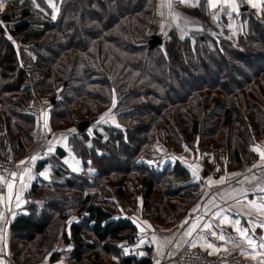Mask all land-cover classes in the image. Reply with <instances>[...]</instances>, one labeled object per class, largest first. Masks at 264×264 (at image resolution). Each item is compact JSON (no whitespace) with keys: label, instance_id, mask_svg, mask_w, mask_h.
I'll return each instance as SVG.
<instances>
[{"label":"trees","instance_id":"1","mask_svg":"<svg viewBox=\"0 0 264 264\" xmlns=\"http://www.w3.org/2000/svg\"><path fill=\"white\" fill-rule=\"evenodd\" d=\"M46 1L35 3L50 14ZM54 1L55 20L37 13L30 0L9 3L1 15L8 29L0 25V156L25 151L33 139L30 102L45 92L52 103V128L76 124L75 118L94 119L83 132L74 125L68 143L95 173L89 180L85 174L58 169L63 180L52 182V198L40 202L36 213H18L11 220L10 262L36 263L45 252L54 262L58 253L52 243L59 236L71 246L73 264L87 255H92V264H108L102 257L110 256L117 264H151L149 248L141 256L134 250L139 234L133 221L115 215V205L103 198L109 191L105 183L123 177L127 183L140 181L144 205L160 191L153 214L172 219L193 204L199 182L190 181L189 169L179 161L160 170L140 164L142 153L188 130L206 138L210 146L222 144L223 136L230 167L255 155L253 144L264 137V13L248 16V26L235 43H216L200 31L181 37L171 29L162 45L150 46L155 0ZM10 36L18 40V47ZM183 82L189 84L187 89ZM179 89L182 94L170 96ZM116 95L113 110L119 125L103 126L104 138L97 129L103 125L98 115ZM208 116L215 123H209ZM57 151L63 153L61 148ZM44 162L38 161L36 168ZM37 187L33 182L27 194L34 195ZM118 191L122 193V187ZM34 203H27L29 210ZM73 213L81 218L67 224ZM123 247L132 251L123 254Z\"/></svg>","mask_w":264,"mask_h":264},{"label":"crops","instance_id":"2","mask_svg":"<svg viewBox=\"0 0 264 264\" xmlns=\"http://www.w3.org/2000/svg\"><path fill=\"white\" fill-rule=\"evenodd\" d=\"M15 1L17 0H0L4 5L0 10V25L5 30L8 29L7 22L2 20L1 15L7 5ZM193 4L197 6H192ZM263 13L264 0H187L185 3L155 0L148 32L167 36L174 29L179 36H186L192 31H201L205 26L213 28L220 22L223 31L233 34L236 31L233 20L238 19L242 30H245L250 14ZM117 98L114 96L115 101ZM107 113H110L107 121H104L105 118L101 120L106 114L104 113L99 117L98 123L117 124L112 109ZM65 130L63 134L59 133L47 121H43L40 126L37 124L34 129L36 137L33 135L25 151L16 158L15 168L0 172V242H3L0 264H11L7 250L11 220L18 213H27V203H39L43 201L44 194H54L56 189L52 182L62 181L58 169L79 172L74 170V166H84L68 143L69 135L75 130L72 126ZM58 148L63 150L62 154L57 153ZM253 150L255 155L237 167H230L225 156L216 155V159L214 155L212 172L211 169L207 171L200 166L198 158L201 155L192 160L187 148L171 149L168 154L161 155L179 161L189 169L191 180L199 182L197 198L193 204L187 211L172 219L167 215L160 218L150 213L151 201L143 204L140 190L139 193L136 191L137 182L127 183L124 177L119 180L123 192H118L123 200L117 201L111 211L130 217L135 224L139 238L134 250L139 256L149 248L151 264H173L174 253L179 247L188 244L208 250L213 255L232 253L241 257V264H264V248L260 246L264 243V158L261 156L264 153V137L253 144ZM38 161H45L39 169L36 168ZM91 168L95 173V169ZM41 173H46L47 178ZM33 182L38 184L39 190L34 195H29L27 193ZM133 187L136 193L132 190ZM205 225L211 227L206 228ZM189 232L191 235L187 234ZM45 261L39 263L47 264V258Z\"/></svg>","mask_w":264,"mask_h":264},{"label":"rangeland","instance_id":"3","mask_svg":"<svg viewBox=\"0 0 264 264\" xmlns=\"http://www.w3.org/2000/svg\"><path fill=\"white\" fill-rule=\"evenodd\" d=\"M23 1V0H22ZM31 4H32V8L37 12V13H40L43 17H51L53 14L56 13L57 11V4L54 0H47L46 1V4H47V8L48 10L51 9V13L48 14V12H46L43 8L39 7L36 3L33 2V0H31ZM233 26H236V31L235 33L231 34V33H228L226 32L225 30L223 31L221 29V23H216V26L215 27H204L200 32H206L208 33L211 37H213L216 41V43H219L222 39H229L231 41H233L234 43L236 42V39H237V36L239 33L243 32L242 30V24L241 22L238 21V19H235L233 20ZM248 26V25H247ZM215 29H217V31H215ZM151 33V32H150ZM152 35L153 34H157L160 36V42H159V45H162V42L165 40L164 38L166 37L165 35H163L162 33L159 34L157 32H153L151 33ZM11 39L14 41L15 45L18 47L19 46V43H18V40L16 41L14 39L13 36H10ZM182 37V36H181ZM22 65H23V62L21 61ZM210 74H208L209 76ZM212 77V75H211ZM183 86L187 89L189 87V84L188 83H185L183 82ZM228 86H232V84L229 82ZM183 90L180 91V89L178 90V93L177 95L176 94H172L170 95L171 97H176L180 94H182ZM205 93V92H204ZM47 93L45 92H39L37 94V96L34 98V101H31L30 102V106L32 107V112H34V125L32 126L31 130H30V133L34 135V129L36 127L37 124H40L43 122V121H47V122H50L49 120V117H48V114H49V110H50V107L52 106L50 100H49V97L46 96ZM117 96V95H116ZM215 99V98H213ZM114 104H115V100H114V96L112 98V102H111V105L108 106L105 110H103L99 115H98V119L99 117L104 114V121H107V117L110 115V113H107L109 111V109H112L113 113H116L114 110H113V107H114ZM211 107V105H209V108ZM215 112V115H216V110L213 111V113ZM116 116V115H115ZM209 118L206 119L209 123H211L213 120V122L215 123V119L213 118V120L211 119L212 116H208ZM211 117V118H210ZM112 119V118H111ZM117 119V118H116ZM82 119L80 118H75V123H77L78 121H80ZM15 121V120H13ZM118 124V122H117ZM70 125V126H69ZM74 125L75 124H68L66 125L65 127H60L58 128L59 130V133H62L65 132L67 128L69 127H73L74 128ZM110 126V124L108 122H103V125H98L97 126V129L98 131L104 136V138L107 136V132L106 130L103 128V126ZM119 125V124H118ZM209 124H206L204 125L203 127H207ZM213 125V124H212ZM93 134H91V137H92ZM221 135V134H220ZM222 135H224L222 133ZM221 135V136H222ZM174 138L172 140H169L168 142H163L164 145L162 146L161 143L156 145V146H153V147H150V152H144L142 153L139 158H138V161L140 164H146L148 166H150L151 168L153 169H156V170H160L161 167L164 165V164H167L169 163L170 165H173L175 163V160L170 158L169 156H162L161 155H164V154H168V152L172 149L173 151L174 150H182L183 148H187V153L189 155H191L192 157V160H195V156H202V157H199L198 160H199V163H200V166H202V168L205 167V169H207V171H209V169H211V172L213 171V162L215 161V158H214V155L218 156L220 155L222 157L225 156L227 157V150H226V144H225V139L224 137L222 136V141L223 143L220 144H212L210 146V144L207 145V142L208 140L206 138H203V137H200L199 134L198 135H195L193 133H190V131L187 130V132L183 133L182 131H179L177 132L176 134H173ZM34 137H36V134L34 135ZM219 138V137H218ZM90 139V140H89ZM87 141H86V144H92L91 142V138H89ZM165 141V139H164ZM202 141V142H201ZM179 144V145H178ZM174 145H178V148L176 147H173ZM70 146V144H69ZM181 146V147H180ZM180 147V148H179ZM169 148V150H168ZM172 151V152H173ZM178 153V152H177ZM180 154H182V152H179ZM209 155V157L207 156ZM8 156V157H7ZM6 156V158L4 157H1L0 156V165H4L3 162L6 161H11L13 160L12 162L14 163V161L16 160V158L18 156H16L14 154V152H11L9 153L8 155ZM194 156V157H193ZM217 156H216V159H217ZM189 159L191 160V158L189 157ZM109 162L110 164H114L116 163V160L114 159H109ZM109 162H105L104 166H109ZM11 169H13V167L11 166L10 167ZM3 168L0 169V172H7L6 170H2ZM9 169V171L11 170ZM74 170L75 171H79L77 173H81V174H85L88 179H92L93 175H94V170L90 167V166H81L80 164H77L76 166H74ZM201 170V168H200ZM200 174V173H199ZM204 177H206V175H204ZM61 180H63V178H61ZM192 182H194V180H190ZM118 181H107L105 183V186L106 188L109 190L107 194L104 195L103 198H107L109 199V201L112 202V204L116 205L117 204V201L118 202H121L123 200V197H120L121 194L120 192H118V188L121 187V184L120 182L116 183ZM138 185L140 184V181H137ZM119 185V186H118ZM38 190H39V187H37ZM132 190H134V187L132 188ZM126 191V190H125ZM138 193H139V189L137 188L136 190ZM190 191V190H189ZM191 191H195L194 188H191ZM135 192V190H134ZM56 193V191L54 192V194ZM136 193V192H135ZM135 193H133V196L135 195ZM186 193V192H184ZM161 194L160 191H158L156 193V195L154 196L153 200L151 201V205H150V213L153 214V204L154 202L156 201V203L159 202V199L158 197H160L159 195ZM52 195L51 193H47V194H44V198H43V201H47V200H50L52 198ZM101 195V194H99ZM117 198V200H115ZM166 202H169V199L166 201ZM37 204V203H34L32 207V210H29L28 207H27V210L26 212H34L36 213L39 209V205H40V202L34 207V205ZM28 206V205H27ZM163 210V209H162ZM164 211V210H163ZM85 212H83V215H84ZM115 215H121L120 213L116 214ZM81 218V216L77 215V214H71L68 216L67 218V224L70 222V221H78L79 219ZM85 234V233H84ZM59 237V236H58ZM56 238L52 245V249L56 250L57 253H58V257L57 259L50 263L48 261L47 264H73V258H70V254H71V246L68 244H63L62 243V240L60 238ZM85 237L88 239L91 238V235L88 234L86 235L85 234ZM23 240V239H22ZM25 240V238H24ZM7 242H8V252L10 254V260H11V249L9 247V237L7 239ZM26 242H28L26 240ZM30 244H32L33 242H29ZM2 244L3 242L1 241L0 242V249L2 247ZM20 244H22V242H20ZM124 249H122V252L123 254H127V253H130L132 251V249H130L129 247H123ZM51 250V249H50ZM49 250V251H50ZM97 253H102L101 251H97ZM47 254V255H45ZM45 256H43L40 261L36 262V263H32V264H40L39 262L42 261H45L46 258L49 257L50 254H48V252H45L44 253ZM13 256V255H12ZM16 257V256H14ZM103 260H104V263H108V264H117L116 260L117 258H112L111 256L110 257H102ZM94 260L92 259V255H87V257L82 261V263L80 264H92ZM46 262V261H45ZM11 264H19L17 262H11Z\"/></svg>","mask_w":264,"mask_h":264},{"label":"built area","instance_id":"4","mask_svg":"<svg viewBox=\"0 0 264 264\" xmlns=\"http://www.w3.org/2000/svg\"><path fill=\"white\" fill-rule=\"evenodd\" d=\"M11 161H4V165H0V169L7 170L15 168L14 163ZM11 169L10 171H12ZM173 264H241L242 259L235 255H210L204 250L185 244L177 249L172 256Z\"/></svg>","mask_w":264,"mask_h":264},{"label":"water","instance_id":"5","mask_svg":"<svg viewBox=\"0 0 264 264\" xmlns=\"http://www.w3.org/2000/svg\"><path fill=\"white\" fill-rule=\"evenodd\" d=\"M0 30H2V28H0ZM159 42H160V36L157 34H153L152 38L150 40V46H154L155 44H159ZM51 101L53 102L54 98H51ZM93 121H94L93 118H91L89 120H80L75 125H76V128L78 129L79 132H83L86 129V127L89 125V123L93 122Z\"/></svg>","mask_w":264,"mask_h":264},{"label":"snow or ice","instance_id":"6","mask_svg":"<svg viewBox=\"0 0 264 264\" xmlns=\"http://www.w3.org/2000/svg\"><path fill=\"white\" fill-rule=\"evenodd\" d=\"M33 2L35 3V0H33ZM177 2H181V3H185V2H187V0H177ZM3 3L2 2H0V10H2L3 9ZM192 6H197V5H195V4H193ZM213 7H215V5H213ZM253 7H256V4H253ZM52 19L53 20H55L56 19V16L55 15H53L52 16ZM107 115V114H106ZM104 119V117H101V120H103ZM261 156H262V158H264V153H261ZM33 159H35V157H33ZM23 163V162H22ZM41 175H44L45 176V178H47L46 177V173H41ZM9 188H11V185H9ZM262 191H264V189H262ZM187 221H185V223H186ZM205 227L206 228H210L211 227V225H205ZM195 228V226H193V229ZM188 235H191V233L189 232V233H187ZM216 233H213V235H215ZM221 239H223V236H221L220 237ZM249 242L251 243V240H249ZM262 248H264V243H261V245H260ZM209 247H211V245H209Z\"/></svg>","mask_w":264,"mask_h":264}]
</instances>
